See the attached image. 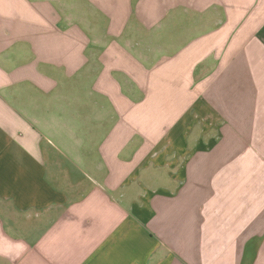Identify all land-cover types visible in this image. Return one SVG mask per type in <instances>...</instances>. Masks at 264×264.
Listing matches in <instances>:
<instances>
[{
  "label": "crops",
  "instance_id": "obj_1",
  "mask_svg": "<svg viewBox=\"0 0 264 264\" xmlns=\"http://www.w3.org/2000/svg\"><path fill=\"white\" fill-rule=\"evenodd\" d=\"M0 264H264V0H0Z\"/></svg>",
  "mask_w": 264,
  "mask_h": 264
}]
</instances>
